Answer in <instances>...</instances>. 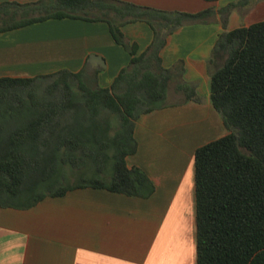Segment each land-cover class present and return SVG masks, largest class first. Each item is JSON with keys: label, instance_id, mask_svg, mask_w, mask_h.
I'll list each match as a JSON object with an SVG mask.
<instances>
[{"label": "trees", "instance_id": "trees-1", "mask_svg": "<svg viewBox=\"0 0 264 264\" xmlns=\"http://www.w3.org/2000/svg\"><path fill=\"white\" fill-rule=\"evenodd\" d=\"M236 4L217 9L221 24ZM213 12L123 0L1 2L0 32L46 19L101 20L130 58L107 87L63 68L0 77V208H29L81 187L150 195L146 173L125 162L136 148L134 121L163 106L174 77V89L197 100L193 84L180 79L181 62L163 67L159 50L173 27L204 22ZM133 21L152 31L138 54L119 29ZM206 71L210 103L227 133L193 151L195 264H264V19L220 32ZM87 163L89 174L81 168ZM67 172L76 173L71 183L62 182Z\"/></svg>", "mask_w": 264, "mask_h": 264}, {"label": "crops", "instance_id": "crops-1", "mask_svg": "<svg viewBox=\"0 0 264 264\" xmlns=\"http://www.w3.org/2000/svg\"><path fill=\"white\" fill-rule=\"evenodd\" d=\"M25 3L35 0H0ZM164 11L213 14L167 32L161 65L181 62L180 79L197 100L166 88L163 106L134 121V153L126 166L142 169L153 185L146 197L81 187L45 196L25 209L0 208V264H195L193 151L227 133L209 100L206 60L217 35L264 19V0H123ZM237 2L221 24L217 9ZM135 54L149 44L143 21L120 26ZM130 58L104 21L46 19L0 32V77H31L58 69L84 71L107 87Z\"/></svg>", "mask_w": 264, "mask_h": 264}, {"label": "rangeland", "instance_id": "rangeland-1", "mask_svg": "<svg viewBox=\"0 0 264 264\" xmlns=\"http://www.w3.org/2000/svg\"><path fill=\"white\" fill-rule=\"evenodd\" d=\"M85 169V172H87L86 174H89L92 171V167L89 163H87L84 167H81ZM77 168L73 169V171L76 172ZM76 176V173H69L67 172V177L65 179L62 180V182L66 181V182H73L74 181V177Z\"/></svg>", "mask_w": 264, "mask_h": 264}]
</instances>
